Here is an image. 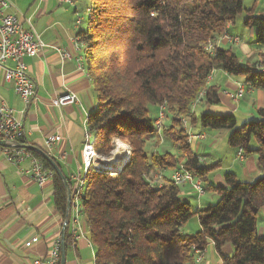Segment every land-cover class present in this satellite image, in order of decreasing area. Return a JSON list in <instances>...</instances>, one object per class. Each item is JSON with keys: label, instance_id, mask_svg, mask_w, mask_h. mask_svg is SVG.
I'll return each instance as SVG.
<instances>
[{"label": "trees", "instance_id": "trees-1", "mask_svg": "<svg viewBox=\"0 0 264 264\" xmlns=\"http://www.w3.org/2000/svg\"><path fill=\"white\" fill-rule=\"evenodd\" d=\"M87 8L86 27L76 36L84 43V66L97 104L86 126L99 157L113 152L112 138L129 145V159L119 172L89 168L84 175L80 214L88 224L94 264H195L192 248L205 250L209 243L222 264H264V236L257 230L264 175L246 182L225 171L224 185H212L208 173L214 164L202 163L181 124L187 120L191 126L199 122L203 129L229 131L228 145L244 155L255 153L264 171V107L239 126L233 113L206 111L196 117L193 112L202 101L219 103V86L207 82L215 69L242 77L250 89L264 90V71L256 63L241 64L230 48L204 51L206 42L227 31L244 10L243 24L256 30L255 43L264 47V16L246 9L243 0H88ZM160 108L164 115L157 126ZM252 138L256 146L251 148ZM154 139L170 141L180 153L154 149ZM29 151L53 171V201L63 222V183L47 160ZM179 164L201 179L204 192L217 193L214 203L194 208L164 173L161 183L150 181L153 171ZM194 216L200 228L182 234ZM69 239L66 227L64 243ZM226 244L232 248L229 255L222 253Z\"/></svg>", "mask_w": 264, "mask_h": 264}, {"label": "crops", "instance_id": "crops-1", "mask_svg": "<svg viewBox=\"0 0 264 264\" xmlns=\"http://www.w3.org/2000/svg\"><path fill=\"white\" fill-rule=\"evenodd\" d=\"M9 1V7L3 9L2 14H13L20 19L22 15L30 17L46 46L36 54L24 58L28 75L35 86V96L31 102L25 106L13 87L4 80L2 68H0V98L19 114L25 127L30 129V133L26 135V142L29 146L43 149L45 138L52 135L58 137L50 151V156L56 161L62 173L69 178L72 174L83 172L81 149L86 116L97 104L90 77L86 71L77 66L78 53L73 45L77 31L86 27L85 10L88 7V0H71V2L62 3L58 0ZM256 3L257 0H253V4ZM76 12L84 15L80 24H76ZM261 13L258 14L261 15ZM227 28L230 35L238 37L231 31L230 24ZM249 35L251 40L255 41L254 28L249 29ZM231 44L222 40L219 47L230 48ZM56 46L69 50L71 58L61 59ZM239 46L242 56L248 58L251 51L244 43ZM255 51H257L256 57L252 58L248 64L256 63V68L264 71V47H257ZM232 52L238 57V52ZM7 64L11 65L12 62H7ZM215 77V81L212 80L208 84L221 87L220 101L217 105H207L206 109L215 114H234V111H240L242 118H256L257 109L264 107V90L248 89L241 98L234 101L227 92L235 91L237 84L242 82V77L231 76L221 70L216 71ZM67 92L75 93L78 101L59 106L50 102L53 98ZM196 126L197 122L192 127L193 132ZM198 133H202L205 139L203 132L199 130ZM167 143V141H162L160 144L165 147ZM199 143L195 141L191 145L195 154L197 150L199 151ZM229 151L233 158L227 165H223L220 160H211L209 156L203 157V155L196 154L203 164H214V168L208 173L212 185H224L225 171L236 175L233 169L235 166L231 165L235 161L240 162L237 168L239 176L236 175L240 180L252 182L264 172L257 164L255 153L244 155V158L240 160L237 158L236 148L229 146ZM27 166V160L18 165L10 163L0 149V264H32L37 258L43 259L54 242L61 239L62 216L54 206L52 184L50 182L44 188H40L24 173L23 170ZM181 187H183V189L180 188L181 197L189 200V193L195 191L187 184ZM196 195L198 198L195 206L199 209L213 203L218 198L215 191H212L213 196L207 200L204 199L205 201L201 200V195L197 193ZM261 211L264 216V209ZM195 223V231H197L200 228L198 219ZM80 228L81 232L76 233L75 237L69 232V242L64 243V264H94V247L89 242V228L83 216L80 217ZM257 230L259 232L258 224ZM231 252L230 244L222 248L224 255H229ZM195 264H222V261L213 249L212 243H209L202 261Z\"/></svg>", "mask_w": 264, "mask_h": 264}, {"label": "built area", "instance_id": "built-area-1", "mask_svg": "<svg viewBox=\"0 0 264 264\" xmlns=\"http://www.w3.org/2000/svg\"><path fill=\"white\" fill-rule=\"evenodd\" d=\"M58 2H71V0H58ZM9 5V0H0V68L3 69L4 80L13 87L25 106H27L35 96V86L28 75L24 58L36 54L46 44L41 40L30 17L22 15L20 19L13 14H2L3 9L9 7ZM88 11V8H86V15ZM75 19L76 24H80L84 19V15L76 12ZM221 40L235 43L239 41V37L228 34L223 36ZM221 40L219 39L218 42H221ZM73 42L74 49L78 53L76 56L77 66L79 69L86 71L82 52L84 43L77 36ZM217 46L214 42L208 40L204 45V51L212 54ZM56 50L61 59H68L72 56L71 52L62 46H56ZM7 62H12V64L8 65ZM213 74L214 70L210 72L207 82H210ZM248 89L250 88L246 84L239 82L235 91L227 92V94L231 99L237 101ZM202 95L203 92L200 93V97ZM77 101L78 96L75 93L67 92L53 98L50 102L55 106H59L76 103ZM163 115V108H160L155 121L157 126L161 123ZM28 133H30V129L25 127L19 114L0 98V140L4 142L3 146L0 145V149L10 163L18 165L27 160L28 166L23 170L24 173L40 188H44L48 183H52L53 171L44 168L40 160L30 153L29 144L26 142V135ZM203 138L204 135L202 133L196 134L190 132L188 135L190 144L195 141H200ZM57 139L58 137L56 135L45 138L43 140L42 150L50 155V151L56 144ZM237 158L240 160L244 158V153L241 148L237 149ZM97 159L102 161L94 151L92 135L86 126L81 149L83 172L72 174L69 177L70 203L69 209L66 211V218L62 222V225L64 224L65 227H68L73 237L76 236V233L81 232L80 210L81 197L84 192V175L89 168L96 171L103 170L96 164L99 163ZM157 176L159 175H156L150 181L152 183H161L157 180ZM169 179L172 183L179 186L189 185L199 196L204 193L201 179L193 171L186 169L182 164H179L171 171ZM192 250L195 254V263L201 262L205 250H199L195 247ZM32 264H60V240L54 242L50 251L43 259L37 258L33 260Z\"/></svg>", "mask_w": 264, "mask_h": 264}, {"label": "rangeland", "instance_id": "rangeland-1", "mask_svg": "<svg viewBox=\"0 0 264 264\" xmlns=\"http://www.w3.org/2000/svg\"><path fill=\"white\" fill-rule=\"evenodd\" d=\"M243 4H244V7L246 9H252L254 8L253 12L255 14H258V13H261V15L264 16V0H257V3L254 5L253 4V0H243ZM246 11H242L240 14H238L235 19L233 20V22L230 24L231 25V31L236 34L238 37H239V41L238 42H229V43H232L229 47L232 49V51L234 52H238V57H239V60H240V63L241 64H248L249 62H251L252 58L254 59L257 55V51H255V49H257V47H260L258 46L255 41H252L251 40V37L249 35V27H246L244 24H243V19L246 17ZM260 15V14H259ZM225 32V33H224ZM222 34H220L216 40L212 41L214 42L216 45H220L221 42H218V40L222 39L223 36H226L228 34H230L228 32V30L224 31ZM254 32H255V35H256V30L254 29ZM240 40L242 42H240ZM222 41V40H221ZM240 42V43H239ZM241 43H244V45L247 46V48L251 51L248 55L249 57H245V56H242V52L240 50V44ZM240 51V55H239V51ZM241 58V59H240ZM247 62V63H245ZM218 69H215L214 70V74L210 80V82L215 81L216 77H215V73ZM215 83V82H214ZM220 88V93L222 92L221 90V87ZM226 89V87H225ZM208 104H206L204 101L200 102L199 104H197L196 107L193 108V112L195 113L196 117L199 116V114H201L202 112H208V110L206 109ZM238 107H240L238 105ZM156 114V110L153 109V108H150V115L153 116ZM234 114L236 116V121H237V126H239L240 124H242L244 121L246 120H249L250 118H245L241 116L240 114V111L239 112H236L234 111ZM163 119V118H162ZM198 121V120H197ZM168 123V122H167ZM181 124L182 126H184V131H186V134L189 135L190 132H193L192 131V127L190 125V122H188L187 124V120H181ZM201 131L205 134V139L199 141V151L197 150L196 154H200V155H203V157H206V156H209V158L211 160H220V162L223 164V165H227V164H230L231 161H232V153L229 151V146H228V143H227V136H228V133L229 131L227 130H212V129H209V128H206V129H202L201 126L199 125V122H197V126L194 127V133H198V131ZM118 140H122V139H119V138H112V141L116 147V141ZM213 140H214V143H213ZM123 142L126 143V147L128 148L129 150V145L128 143L125 141V140H122ZM159 143H161L159 140H157ZM158 142H156V140L154 139L153 140V147L154 149H157L158 151L159 150H162V151H169L171 152L172 154H178L180 153L178 150H176L175 148H173V146L171 145V142L167 141V145H165V147L161 146V144H159ZM152 144V142H151ZM194 144V142H192L190 145ZM156 145V146H155ZM256 146V142H255V139H251L250 141V147H255ZM114 147V148H115ZM162 148H166V149H162ZM195 149V148H194ZM153 151V148L151 146H149V149H148V152H152ZM112 152L109 156L107 157H99L102 161H99V163L101 164H104L105 161H107L108 159H110L112 157ZM206 163V162H205ZM232 166H235L233 167V169L236 171V175L239 176V173L237 171V168L240 166V162L239 161H235L234 164H231ZM171 169L168 168V169H165V170H162V169H159L157 171H153V173L151 174V179H154L156 175H159L157 176V180H159L160 182L163 181L164 177L165 176H168L171 174ZM162 173H164L165 176L162 175ZM262 175H264V172H262ZM239 178V177H238ZM240 179V178H239ZM254 180V179H253ZM181 189H183V187L180 186ZM189 200H190V203H191V206H193L194 208L196 207L195 204H196V199L198 198L197 195H196V192H191L189 193ZM210 196H213L212 195V191H206L204 192L200 198H202L201 200L202 201H205L207 200ZM205 199V200H204ZM209 202V201H207ZM215 202V201H214ZM213 202V203H214ZM197 221V217L194 216V217H191L183 226H182V229H181V232L182 234H193L195 233L196 231V222ZM258 229H259V232L260 234H262L264 236V216H263V213L262 211L258 214Z\"/></svg>", "mask_w": 264, "mask_h": 264}, {"label": "water", "instance_id": "water-1", "mask_svg": "<svg viewBox=\"0 0 264 264\" xmlns=\"http://www.w3.org/2000/svg\"><path fill=\"white\" fill-rule=\"evenodd\" d=\"M0 145L3 146L4 142L0 140ZM30 149L38 152L45 160L48 161V163L51 165L52 169L56 173V175L61 179L63 186L66 191V208L67 210L69 209V203H70V187L68 180L66 179L65 175L62 173L60 167L56 163V161L45 151L42 149H39L37 147L29 146ZM129 159V150H126L125 156L120 160L119 165L116 167L109 168L111 172H119L122 166L128 161ZM108 161V160H107ZM105 161L104 163H106ZM112 166V165H109ZM65 225H62V230H61V239H60V264H64L65 262V249H64V232H65Z\"/></svg>", "mask_w": 264, "mask_h": 264}, {"label": "bare ground", "instance_id": "bare-ground-1", "mask_svg": "<svg viewBox=\"0 0 264 264\" xmlns=\"http://www.w3.org/2000/svg\"><path fill=\"white\" fill-rule=\"evenodd\" d=\"M126 143H124L123 141H116V147L113 150V154L112 157L110 159H108V161L104 164H100V163H96L98 165V167L100 169H109L112 167H116L117 165H119L120 160L125 156L127 147H126ZM112 165V166H109Z\"/></svg>", "mask_w": 264, "mask_h": 264}]
</instances>
